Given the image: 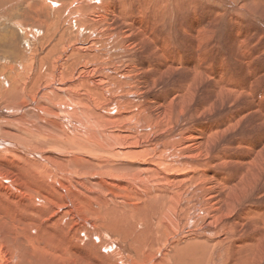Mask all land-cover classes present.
<instances>
[{
	"label": "bare ground",
	"instance_id": "obj_1",
	"mask_svg": "<svg viewBox=\"0 0 264 264\" xmlns=\"http://www.w3.org/2000/svg\"><path fill=\"white\" fill-rule=\"evenodd\" d=\"M24 1L31 49L0 69V264H214L226 248L264 264V131L229 150L244 118L264 125L242 19L225 53L244 77L219 60L213 10L186 32L183 0Z\"/></svg>",
	"mask_w": 264,
	"mask_h": 264
},
{
	"label": "rangeland",
	"instance_id": "obj_2",
	"mask_svg": "<svg viewBox=\"0 0 264 264\" xmlns=\"http://www.w3.org/2000/svg\"><path fill=\"white\" fill-rule=\"evenodd\" d=\"M11 1L12 0H0V34L1 33H3V32H5V31H8L9 29L10 30H12V31H15V34L12 36V37H10L8 40L6 39V42H5V44H3V45H0V69L1 68H3L4 67V64H6V63H13L11 60H13V58H14V56L15 57H20V56H22L23 55V53L25 52V51H28V50H30L31 49V46H30V43H28V47H27V43H26V41L25 40H23V39H21V31H19V25L17 24V22L18 21H20L21 19H22V21L25 19V17H24V13H26V11L29 9V6H28V8H27V6H26V2L24 1V0H20V2L18 1V5L17 4H13V3H11ZM35 1V0H34ZM169 1H171V0H169ZM183 1H186V2H183L182 3V5H181V7H180V9L181 8H183L182 9V11H181V15H179L180 17H178L177 18V16H176V14L175 13H172V14H175V16H176V19L173 21L172 20V27L174 28V27H177L178 25L179 26H183L184 27V29H185V31L186 32H190L191 31V29H190V26L189 25H191V19H189V13L191 12V10L192 9H196V12L198 13V18H197V20H199V18L200 19H204L205 17H206V13H211L212 11L211 10H213V15H212V23H213V21H214V25L216 26V28H218V29H216L215 27V36H214V39H216V42H217V44H219V60H222V61H224V63H225V61L227 62V64H229V63H231V64H233V65H235L233 68H232V65H230V67H229V69H231L232 71L234 70V72L238 75L239 74V70L241 71V72H243L242 74H239L240 76H242L243 75V77L246 75V73L248 72V71H244L243 70V66H240L241 65V62L239 63V62H234V61H232L231 59H229L232 55L231 54H229L228 55V53H225V51H226V47L227 48H229L230 46L229 45H232V43H233V40H234V36H235V34H233L234 33V27H235V20L237 19V20H239V21H241V19H242V21L243 22H239V24L240 25H242V26H244V28L245 29H247L248 31H247V33L254 39V41L255 42H257V40H258V42H257V44L259 43V46L258 47H260V48H262L263 49V54H262V56H261V58H259V60H258V62L256 63V65H258L260 68H261V71H263L264 72V0H259V2L260 1H262V2H260V3H258V0L256 1H253V0H249V2H251V1H253L254 3L252 4V2H251V4H249V5H247L249 2H248V0H236V2H235V0H231V1H233L232 3H233V5H229V4H226L224 1H226V0H183ZM188 1V2H187ZM190 1V2H189ZM241 1V2H240ZM193 2V3H192ZM195 2V3H194ZM244 2H245V4H246V6H243V5H245L244 4ZM248 2V3H247ZM217 3V4H216ZM237 3V4H236ZM234 4L235 5H237V6H240L241 7V13H238L236 10H234L235 11V13L233 12V10H232V6H234ZM7 5V6H6ZM213 5H215V6H213ZM217 5V6H216ZM252 5V6H251ZM255 5V6H254ZM261 5V6H260ZM263 5V6H262ZM258 6H259V9H258ZM32 7V6H31ZM255 9H254V8ZM261 7V8H260ZM252 8V9H251ZM6 9H8L9 10V13L7 14L6 13ZM204 9V10H203ZM251 10V11H250ZM255 10H257V11H255ZM28 11H30V10H28ZM27 11V12H28ZM215 11H216V13L218 12V11H220L219 13H221V14H219V13H217V15L215 14ZM242 11H244L245 12V14H244V12H242ZM237 12V13H236ZM247 12V13H246ZM252 12V13H251ZM255 12H256V14L258 13V15H256L255 14ZM260 12V13H259ZM263 12V13H262ZM228 13V14H227ZM231 13V14H230ZM171 14V15H172ZM218 14H219V16H218ZM243 14H244V16H243ZM246 14L248 15V16H246ZM251 14V15H250ZM255 14V15H254ZM20 15V16H19ZM23 15V16H22ZM239 15V16H238ZM242 17H241V16ZM205 16V17H204ZM222 16H224L223 18H222ZM260 16V17H259ZM3 19H2V18ZM217 17V18H216ZM230 17V18H229ZM250 17V18H249ZM251 17H253L252 19H251ZM222 18V19H221ZM231 18L233 19V20H231ZM255 18V19H254ZM262 18V19H261ZM221 19V20H220ZM249 19H251V21L249 20ZM258 19V20H257ZM18 20V21H17ZM197 20H196V22H197ZM220 20V21H219ZM254 20H255V22L256 23H258V24H256V23H254ZM13 21V22H12ZM177 21V22H176ZM249 21V22H248ZM253 21V22H252ZM175 22H176V24H175ZM180 22H181V24H180ZM218 22V23H217ZM12 23V24H11ZM216 23V24H215ZM260 23H262V24H260ZM171 24V23H170ZM16 25V26H15ZM175 25V26H174ZM177 25V26H176ZM262 25H263V27H262ZM260 26V27H259ZM14 27V28H13ZM18 29H17V28ZM158 27L163 31V30H165V26H164V24H162V23H159L158 24ZM169 27H170V25H169ZM226 27V28H225ZM253 27H255V28H253ZM260 29H259V28ZM175 29V28H174ZM177 31V30H176ZM175 31V32H176ZM255 31V32H254ZM180 32V33H179ZM177 31L176 32V34L175 35H177L176 36V38H179L180 40H182V38H183V36H184V34H181V33H183V32H181V31ZM185 32V34L186 35H188V33H186ZM259 33V34H258ZM262 33V34H261ZM263 36H261V35ZM183 35V36H182ZM229 37H227V36ZM260 35V36H259ZM261 37V38H259V37ZM257 38V39H256ZM261 41H260V40ZM232 42V43H231ZM261 44V45H260ZM224 48H222V47ZM229 46V47H228ZM218 47V46H217ZM11 50V51H10ZM17 50V52H15ZM224 50V51H223ZM15 52V53H14ZM235 53V51H233L232 52V54H234ZM238 53L239 54H241L242 52L240 51V50H238ZM3 57H7L8 59H7V61H3V59H6V58H3ZM263 60V61H262ZM16 61H18V58L16 59ZM237 61H238V59H237ZM229 62V63H228ZM232 62H234V63H232ZM221 63V62H220ZM222 64V63H221ZM239 64V65H238ZM13 65H14V67H15V69H17L18 68V66H17V63H13ZM143 65H145V64H143ZM240 67V68H239ZM226 71L229 73V75H231L232 76V74H231V72L228 70V69H226ZM178 72V71H177ZM177 72H175V73H177ZM174 73V74H175ZM256 75V74H255ZM262 82H263V84H264V73H263V77H262V80H261ZM263 104H264V101H261V106H260V108H259V111L261 110V111H264V106H263ZM254 111H256V110H253L252 112H254ZM212 116H214V118L216 117L215 115H212ZM216 119V118H215ZM220 119V118H219ZM219 119H217V120H219ZM253 121H254V119H253V117H251V116H248V117H246V118H244L242 121H241V123H242V125L240 126V129H238L237 127V129H236V131L238 130V132H239V136H242V138L244 139L243 140V144L242 145H240V146H237V144H235V143H232V142H235V138H230L229 140H230V143H232V144H230V147H229V150H233V151H238V152H247V151H250L252 148H256V147H258L259 146V143H258V140H257V138H258V135L260 136L262 133H263V131H264V125H261V126H256V127H254L255 125H253L254 123H253ZM261 127V128H260ZM248 129V130H247ZM254 131V132H253ZM258 131V132H257ZM257 134H256V133ZM232 132H227V133H225V135L227 136V135H229V134H231ZM242 133V134H241ZM253 134H255V135H253ZM249 135H252V136H249ZM247 136V137H246ZM232 137H234V136H232ZM248 137H252V138H248ZM254 139V140H253ZM237 141V140H236ZM256 142V143H255ZM250 143V144H249ZM129 150H133V151H135L136 150V148L135 147H127ZM246 148V149H245ZM236 149V150H235ZM247 149H249V150H247ZM161 154L164 156L165 154H166V152H161ZM123 162H124V164L125 165H127V166H129V167H131V168H133L137 163H139V162H137V161H135V160H122ZM215 170H217V169H215ZM189 173H191V171H189ZM178 175H183V174H178ZM182 177V176H181ZM263 199H264V197H263ZM262 199V202L264 203V200ZM146 214L147 216H149V213H150V210H145V211H143V212H141L140 213V215H139V217L140 218H142V216H143V214ZM133 218L134 219H136V216H133ZM259 225L261 226L262 225V222L260 221V223H259ZM243 243H245L246 244V242L245 241H242ZM245 252H247V249H246V247L244 248V251H243V253L242 254H244ZM224 254L225 255H223L222 256V260H220V261H218V262H216V263H214V264H231V259L229 258V257H227L226 255L227 254H232V248H226V249H224ZM192 256H193V254H192ZM252 255H250V257H251ZM239 260V259H238Z\"/></svg>",
	"mask_w": 264,
	"mask_h": 264
}]
</instances>
